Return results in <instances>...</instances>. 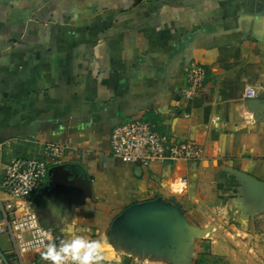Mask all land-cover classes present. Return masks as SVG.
<instances>
[{
  "label": "crops",
  "instance_id": "obj_1",
  "mask_svg": "<svg viewBox=\"0 0 264 264\" xmlns=\"http://www.w3.org/2000/svg\"><path fill=\"white\" fill-rule=\"evenodd\" d=\"M192 62L205 78L185 98ZM130 118L196 142L199 159L139 167L113 156L111 130ZM47 142L90 184L51 214L57 245L69 230L107 236L131 264L112 220L131 203L175 197L196 231L183 259L163 256L170 264H264V192L248 180L264 182V0H0V181L13 158H43ZM48 170L32 204L71 179ZM7 198L0 185V228ZM0 250L20 264L6 230Z\"/></svg>",
  "mask_w": 264,
  "mask_h": 264
},
{
  "label": "built area",
  "instance_id": "obj_2",
  "mask_svg": "<svg viewBox=\"0 0 264 264\" xmlns=\"http://www.w3.org/2000/svg\"><path fill=\"white\" fill-rule=\"evenodd\" d=\"M205 71L202 65L190 63L186 69V86L181 94L191 98L203 86ZM246 97L255 96V90L247 87ZM64 146L54 142L44 144L43 158H13L5 165L0 181L1 188L8 198L4 202L5 225L0 230L8 231L20 264H49L40 253L55 232L40 223L37 212L31 207L29 197L44 179L50 165H58L64 154ZM111 154L139 167L152 163H167L178 159L195 162L199 159L201 148L192 140L174 141L158 133L154 125L143 118L123 120L111 130ZM0 264H12L0 250Z\"/></svg>",
  "mask_w": 264,
  "mask_h": 264
},
{
  "label": "water",
  "instance_id": "obj_3",
  "mask_svg": "<svg viewBox=\"0 0 264 264\" xmlns=\"http://www.w3.org/2000/svg\"><path fill=\"white\" fill-rule=\"evenodd\" d=\"M260 99H253L256 105ZM48 173L53 177L68 178L67 185L60 190H52L51 196H47L31 207L37 212L40 223L48 228L52 226L54 210L64 211L71 205L70 199H75V205L80 199L90 194V184L86 174L80 166L60 164L52 166ZM250 185L254 191L264 192V182L249 178ZM65 182V183H66ZM39 202V201H38ZM50 215V219L47 218ZM54 218L57 216L54 214ZM196 227L189 224L184 216L181 205L175 197L164 199L154 197L131 203L123 208L112 220L108 230L111 239L116 243L124 239L134 251L160 252L171 260L183 259L186 255L189 243L193 239Z\"/></svg>",
  "mask_w": 264,
  "mask_h": 264
},
{
  "label": "clouds",
  "instance_id": "obj_4",
  "mask_svg": "<svg viewBox=\"0 0 264 264\" xmlns=\"http://www.w3.org/2000/svg\"><path fill=\"white\" fill-rule=\"evenodd\" d=\"M41 257L49 264H119V256L108 242L107 236L93 239L69 230L67 239L57 245L51 240Z\"/></svg>",
  "mask_w": 264,
  "mask_h": 264
},
{
  "label": "rangeland",
  "instance_id": "obj_5",
  "mask_svg": "<svg viewBox=\"0 0 264 264\" xmlns=\"http://www.w3.org/2000/svg\"><path fill=\"white\" fill-rule=\"evenodd\" d=\"M176 201H177V199H176ZM134 253H135V255L136 256H132L133 257V259H132V263L131 264H142L143 262V260L144 261H146V262H148V264H170L171 263V261L169 260H167L166 258H163V254H161L160 252H157V254L156 253H153V252H135L134 251ZM210 259V258H209ZM12 263V262H11Z\"/></svg>",
  "mask_w": 264,
  "mask_h": 264
},
{
  "label": "flooded vegetation",
  "instance_id": "obj_6",
  "mask_svg": "<svg viewBox=\"0 0 264 264\" xmlns=\"http://www.w3.org/2000/svg\"><path fill=\"white\" fill-rule=\"evenodd\" d=\"M37 204V209H39L41 206H40V203H36Z\"/></svg>",
  "mask_w": 264,
  "mask_h": 264
}]
</instances>
